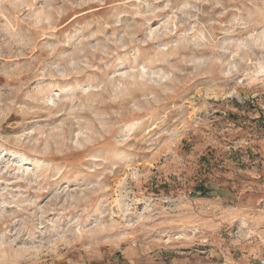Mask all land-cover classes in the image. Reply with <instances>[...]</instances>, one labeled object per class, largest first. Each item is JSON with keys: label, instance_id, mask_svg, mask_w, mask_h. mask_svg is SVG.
<instances>
[{"label": "rangeland", "instance_id": "rangeland-1", "mask_svg": "<svg viewBox=\"0 0 264 264\" xmlns=\"http://www.w3.org/2000/svg\"><path fill=\"white\" fill-rule=\"evenodd\" d=\"M261 259L264 0H0V264Z\"/></svg>", "mask_w": 264, "mask_h": 264}, {"label": "trees", "instance_id": "trees-1", "mask_svg": "<svg viewBox=\"0 0 264 264\" xmlns=\"http://www.w3.org/2000/svg\"><path fill=\"white\" fill-rule=\"evenodd\" d=\"M200 190H201V191H200V194H201V195H205V194H207V192H206L203 188H201Z\"/></svg>", "mask_w": 264, "mask_h": 264}, {"label": "built area", "instance_id": "built-area-1", "mask_svg": "<svg viewBox=\"0 0 264 264\" xmlns=\"http://www.w3.org/2000/svg\"><path fill=\"white\" fill-rule=\"evenodd\" d=\"M259 262L260 264H264V259H261Z\"/></svg>", "mask_w": 264, "mask_h": 264}]
</instances>
